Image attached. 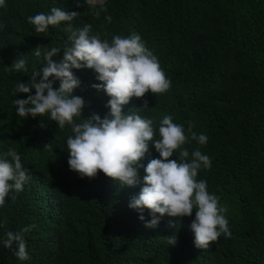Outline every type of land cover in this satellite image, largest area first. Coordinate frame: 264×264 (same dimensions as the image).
I'll return each mask as SVG.
<instances>
[{
	"label": "trees",
	"instance_id": "obj_1",
	"mask_svg": "<svg viewBox=\"0 0 264 264\" xmlns=\"http://www.w3.org/2000/svg\"><path fill=\"white\" fill-rule=\"evenodd\" d=\"M5 3L0 7V159L15 149L31 178L0 206V264H264V0H105L106 11L98 17L99 6L92 9L86 0ZM53 7L79 15L35 32L27 18ZM86 23L90 35L109 41L114 35L139 34L157 56L170 89L133 97L123 111L152 119L154 129L170 115L186 135L191 121L192 131L208 137L204 145L189 140L182 149L190 154L199 149L211 158V168L201 167L196 179L205 180L209 194L227 208L231 237L221 234L208 248H196L187 220L195 211L169 222L165 214L157 226L145 227L152 218L149 211L144 210L141 221L128 206L142 185L122 186L103 173L81 178L67 163L70 125L60 129L47 114L17 115L12 101L28 94L14 95L15 84L26 83L44 66V48H60L52 57L59 63L63 48L70 46L69 25ZM38 46L41 56L33 52ZM20 56L27 71L9 70ZM72 71L81 81L72 94L85 101L82 118L93 113L103 118L109 97L91 87L100 83L96 73ZM59 83L53 80V87ZM143 100L148 108H141ZM180 150L173 159H179ZM158 155L150 143L140 163ZM27 225L35 227L24 235L29 259L21 261L13 254L15 245L5 248L3 240L6 232ZM172 235L176 243L169 245Z\"/></svg>",
	"mask_w": 264,
	"mask_h": 264
},
{
	"label": "clouds",
	"instance_id": "obj_2",
	"mask_svg": "<svg viewBox=\"0 0 264 264\" xmlns=\"http://www.w3.org/2000/svg\"><path fill=\"white\" fill-rule=\"evenodd\" d=\"M86 3L92 9L99 6V10L94 12L97 17L100 11H106L105 0H86ZM0 7H6L5 0H0ZM78 15L77 12L53 7L48 14L41 12L29 16L27 22L34 27L35 32L44 33L50 25L70 22ZM105 19L110 22L111 16ZM69 32L70 46L63 48V58L59 63L54 62L52 57L60 53L61 49L44 48V66L33 72L26 83L19 81L15 84L14 95L28 94L26 99L16 98L12 101L17 115L24 118L47 114L60 129L70 125L72 134L66 140L67 163L69 169L81 178L91 179L103 173L122 186L142 185L128 206L140 213L138 218L141 221L145 220L144 210L149 211L152 218L145 222V227L157 226L159 218L165 214L169 222L176 217L192 216L195 211L194 218L187 220L191 221L190 229L196 248H208L221 234L226 238L231 237L224 215L227 208L219 206V197L209 194L205 180L196 179L201 167L211 168V158L199 149L193 150L191 154L186 148L182 149L189 140L204 145L208 137L192 131L195 125L191 121L188 122L186 135L184 127L174 123L170 115H164L154 129L152 119L123 111V106L130 104L133 97L143 98L149 92L163 94L170 89L171 81L166 78L157 56L136 33L127 37L114 35L109 41L101 39L98 33L90 35L91 25L87 23L82 28L69 25ZM33 52L41 56V46ZM23 57L14 59L9 70L27 71ZM85 68L92 69L96 73L95 79L100 81L91 87L103 91L109 97L105 105L109 111L103 118L96 113L82 118L85 101L72 94L81 83L72 69ZM49 77L60 82L58 88L53 87V80H49ZM32 89L35 90L34 95L31 94ZM141 108H148L147 100L142 101ZM75 117L82 119L76 122ZM44 126L41 124V127ZM150 143L159 155L142 165L140 161L149 151ZM178 149H181L179 159H173ZM3 157L0 159V206L4 205L10 192L22 191L25 182L31 178L15 149H8ZM140 168L144 171L142 178L139 175ZM34 227L27 225L18 232L5 233L3 246L13 249L15 245L13 254L21 261L29 259L24 235ZM168 243H176L175 235L168 237Z\"/></svg>",
	"mask_w": 264,
	"mask_h": 264
}]
</instances>
